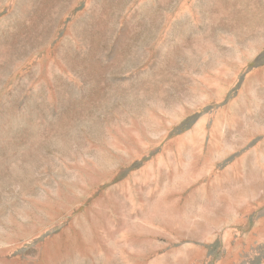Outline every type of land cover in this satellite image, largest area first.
<instances>
[{"label": "rangeland", "instance_id": "1", "mask_svg": "<svg viewBox=\"0 0 264 264\" xmlns=\"http://www.w3.org/2000/svg\"><path fill=\"white\" fill-rule=\"evenodd\" d=\"M0 264H264V0H0Z\"/></svg>", "mask_w": 264, "mask_h": 264}]
</instances>
